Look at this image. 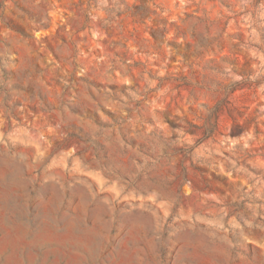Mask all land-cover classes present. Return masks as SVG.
Segmentation results:
<instances>
[{
	"label": "rangeland",
	"instance_id": "obj_1",
	"mask_svg": "<svg viewBox=\"0 0 264 264\" xmlns=\"http://www.w3.org/2000/svg\"><path fill=\"white\" fill-rule=\"evenodd\" d=\"M0 264H264V0H0Z\"/></svg>",
	"mask_w": 264,
	"mask_h": 264
}]
</instances>
